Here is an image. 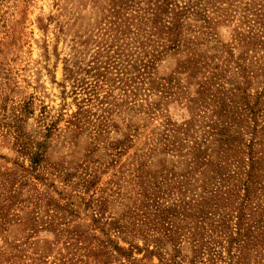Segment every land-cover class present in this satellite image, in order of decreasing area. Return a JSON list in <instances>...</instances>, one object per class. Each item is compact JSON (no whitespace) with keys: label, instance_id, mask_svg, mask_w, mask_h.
<instances>
[{"label":"rangeland","instance_id":"374dc122","mask_svg":"<svg viewBox=\"0 0 264 264\" xmlns=\"http://www.w3.org/2000/svg\"><path fill=\"white\" fill-rule=\"evenodd\" d=\"M0 264H264V0H0Z\"/></svg>","mask_w":264,"mask_h":264}]
</instances>
